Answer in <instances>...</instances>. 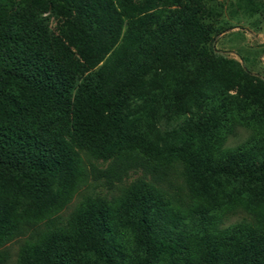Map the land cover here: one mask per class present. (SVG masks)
<instances>
[{"label":"trees","instance_id":"1","mask_svg":"<svg viewBox=\"0 0 264 264\" xmlns=\"http://www.w3.org/2000/svg\"><path fill=\"white\" fill-rule=\"evenodd\" d=\"M117 2L144 7L121 36L107 0H71L62 8L82 28H60L55 37L40 18L50 0H0V180L11 185L0 194V244L70 199L78 145L108 161L93 171L115 182L135 170L160 182L168 159L180 156L189 190L204 203L182 212L135 178L117 198H87L64 225L23 243L17 264H264V85L237 80L231 93L211 78L237 62L209 43L213 26L198 0ZM60 38L85 65L103 62L72 72L60 62L59 53L73 54ZM169 68L181 76L151 89ZM187 111L196 130L179 143L158 145L135 125L114 132L134 113L158 119ZM234 124L253 134L222 148ZM236 206L251 210L252 221L219 227Z\"/></svg>","mask_w":264,"mask_h":264},{"label":"rangeland","instance_id":"2","mask_svg":"<svg viewBox=\"0 0 264 264\" xmlns=\"http://www.w3.org/2000/svg\"><path fill=\"white\" fill-rule=\"evenodd\" d=\"M49 10L40 15L44 18L51 35L60 36V28H74L80 30L82 22L72 14L66 16L63 5L71 0H50ZM113 20V28H119L120 36L126 29L128 18L138 19L143 13L144 7L126 8L122 7L117 0H107ZM139 2L140 0H134ZM204 7L205 21L212 24L209 43L222 56L237 62L231 68H217L211 78L224 88L237 89L234 81H241L255 88L264 85V8L260 6L259 0H198ZM120 36L116 38L114 46H117ZM63 46L70 49L73 54L59 53L60 62L76 74L85 75L89 71L96 70L104 59L90 67L85 65L83 59L75 54L74 48L62 38ZM181 73L175 69L160 70L156 73L151 83V89L158 90L159 87L179 78ZM210 78V79H211ZM235 83V82H234ZM189 110H195L193 105ZM187 108L184 110L186 111ZM183 111V112H184ZM129 116L115 129L116 134H126L135 126L144 128L147 136L161 146L179 143L196 130L188 125L192 115L189 111L185 113L168 114L158 119L150 118L144 114ZM170 115V116H169ZM253 134L251 128L234 124L226 131L223 138L222 148H233L244 142ZM78 157L79 176L77 177L70 199L65 205L58 209H42L38 217L30 225H19L0 244V264H17L19 249L26 241H32L40 232H44L54 226L64 225L75 209L87 198L104 197L117 198L129 187L133 179H144L149 185L161 190L172 206L182 212H187L200 204L203 199L189 190L185 181L184 165L180 156H172L168 159L166 174L160 182H152L148 176L140 170L130 171L121 181L115 182L103 176H97L93 167L103 169L108 161L96 158L93 153L83 146H75ZM10 182L0 180V194L10 189ZM254 213L242 206H236L224 211L219 222V227H226L240 222H250Z\"/></svg>","mask_w":264,"mask_h":264}]
</instances>
